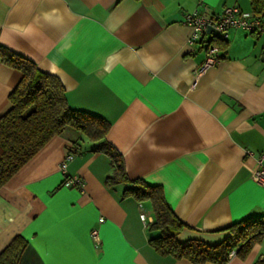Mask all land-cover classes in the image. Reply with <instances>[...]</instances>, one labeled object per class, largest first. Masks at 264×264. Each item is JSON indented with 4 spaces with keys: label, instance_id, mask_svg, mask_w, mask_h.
I'll list each match as a JSON object with an SVG mask.
<instances>
[{
    "label": "crops",
    "instance_id": "crops-1",
    "mask_svg": "<svg viewBox=\"0 0 264 264\" xmlns=\"http://www.w3.org/2000/svg\"><path fill=\"white\" fill-rule=\"evenodd\" d=\"M231 5L251 12L250 0H0V44L55 75L70 108L110 123L127 177L160 187L185 224L180 241L217 244L229 225L264 215L253 179L264 166V32L212 41L206 31L189 44L183 22L195 8L215 19ZM209 43L217 60L199 73ZM20 78L0 62V116ZM69 151L81 188L61 184ZM112 175L99 141L70 127L52 137L0 187V251L22 235L21 264H214L157 251L150 201L125 192L128 181L107 185ZM258 258L264 240L227 264Z\"/></svg>",
    "mask_w": 264,
    "mask_h": 264
},
{
    "label": "trees",
    "instance_id": "trees-1",
    "mask_svg": "<svg viewBox=\"0 0 264 264\" xmlns=\"http://www.w3.org/2000/svg\"><path fill=\"white\" fill-rule=\"evenodd\" d=\"M253 15L264 18V0H250ZM224 44H221V48ZM0 62L21 72L9 93L10 109L0 116V187L3 186L52 137L73 128L90 141H99L110 159L113 175L105 183L129 182L138 201L149 200L154 219L150 229L159 232L150 243L163 255L185 258L193 263L227 264L231 251L245 258L255 243L264 240V215L247 217L229 225L227 237L208 244L200 239L180 241L177 236L185 224L173 212L158 186L141 179H129L122 155L106 140L110 123L103 117L69 107L60 80L32 60L0 44ZM28 246L22 235L14 236L0 251V264H21ZM253 264H264V258Z\"/></svg>",
    "mask_w": 264,
    "mask_h": 264
},
{
    "label": "built area",
    "instance_id": "built-area-1",
    "mask_svg": "<svg viewBox=\"0 0 264 264\" xmlns=\"http://www.w3.org/2000/svg\"><path fill=\"white\" fill-rule=\"evenodd\" d=\"M183 22L192 28V32L188 38V43L192 44L199 38L201 33H204L211 28V40L226 41L228 34L232 29L241 28L249 32H264V18L253 15L251 12H243L237 5L226 6L221 13L215 18H205L198 9L186 12L183 17ZM218 47L216 45L207 44L206 57L200 67L199 73H202L208 66L212 65L216 60ZM194 85V82H193ZM250 154V151H247ZM74 151H69L65 154L60 162V170L63 174L62 186L64 187H79L83 185V181L79 176H70L67 174L66 167L68 161L74 157ZM253 179L257 183L264 184V166L260 167L253 173ZM142 220H145V215L140 214ZM103 221V218H99ZM98 231L92 230V236L97 240ZM235 250L231 251L230 257L235 255Z\"/></svg>",
    "mask_w": 264,
    "mask_h": 264
},
{
    "label": "water",
    "instance_id": "water-1",
    "mask_svg": "<svg viewBox=\"0 0 264 264\" xmlns=\"http://www.w3.org/2000/svg\"><path fill=\"white\" fill-rule=\"evenodd\" d=\"M211 30H212L211 28H208L207 32H208V33H210V32H211Z\"/></svg>",
    "mask_w": 264,
    "mask_h": 264
}]
</instances>
